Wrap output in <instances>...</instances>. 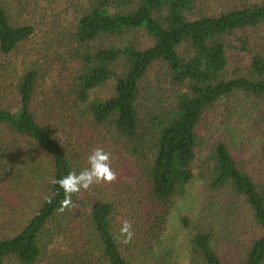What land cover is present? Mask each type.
<instances>
[{
  "label": "trees",
  "instance_id": "trees-1",
  "mask_svg": "<svg viewBox=\"0 0 264 264\" xmlns=\"http://www.w3.org/2000/svg\"><path fill=\"white\" fill-rule=\"evenodd\" d=\"M200 1L76 0L60 51L72 77L42 108L43 70L19 71L10 60L36 27L0 0V199L11 198L0 209V264H133L115 234L119 204L132 208L144 239H154L197 179L212 205L202 203L192 222L181 218L189 231L185 264H264V180L228 140L203 148L200 135L210 113L239 100L264 165V0L217 15L201 12ZM58 102L89 129L88 147L98 141L110 149L112 170L131 169L122 195L82 190L72 196L75 208L57 211L64 193L53 179L79 172L50 130ZM151 257L172 264L158 251Z\"/></svg>",
  "mask_w": 264,
  "mask_h": 264
},
{
  "label": "rangeland",
  "instance_id": "rangeland-1",
  "mask_svg": "<svg viewBox=\"0 0 264 264\" xmlns=\"http://www.w3.org/2000/svg\"><path fill=\"white\" fill-rule=\"evenodd\" d=\"M9 4L11 13L18 17L22 23H30L36 27V35L21 46L19 52L10 60L16 64L19 71L32 66L43 70L45 78L41 82L36 101L43 107L54 98L55 89L62 87V78L72 77L69 66L60 56L61 45L64 43L61 35L63 29H70L74 21V5L76 0H4ZM243 0H201L198 8L206 14L217 15L221 12L239 7ZM254 2L257 0H249ZM259 43L264 51V29H261ZM244 64L250 63V56L242 54ZM235 63L231 67L234 68ZM63 87L61 90L63 91ZM111 94V88L101 90V95L107 97ZM236 100L231 108L222 103L217 109L210 113L202 124L200 135L204 143L203 148H210V144L218 139L228 140L231 150L237 160L255 177L257 181L264 180V165L261 164L262 151L255 141L256 129L252 126L253 119L249 118L248 111L239 105ZM62 103L55 104L51 116L50 130L59 139L65 150L70 154L72 162L78 171L87 167V158L94 148L99 147L98 141L90 144L86 140L89 129L82 127V123L64 110ZM48 110L47 108L45 109ZM108 147V145H107ZM110 149L107 150L109 152ZM113 165V163H112ZM111 165V166H112ZM117 173V180L112 184H94L88 190L91 197L107 195L111 199L113 195H122L126 190L131 169L126 165L113 168ZM197 172V171H196ZM105 198V199H106ZM210 195L206 192L197 179L187 190L184 198H178L173 202L169 221L154 239H144L140 229L141 225L133 219L131 207L124 203L119 204V214L114 222L115 234L118 237L121 248L133 264H157L151 257V253L158 251L160 259H167L172 264H185L188 252L189 231L181 225V218L188 216L193 221V215L200 209L202 203H208ZM4 196L0 199V209L10 200ZM118 204V203H117ZM196 217V216H195ZM124 221L132 225L133 237L130 243H122L120 228ZM248 225H253L248 222ZM253 229L246 231L243 242L253 236ZM217 250L225 255L228 249L226 241L220 240ZM227 253V252H226ZM229 253V252H228ZM168 255V258H167Z\"/></svg>",
  "mask_w": 264,
  "mask_h": 264
},
{
  "label": "clouds",
  "instance_id": "clouds-1",
  "mask_svg": "<svg viewBox=\"0 0 264 264\" xmlns=\"http://www.w3.org/2000/svg\"><path fill=\"white\" fill-rule=\"evenodd\" d=\"M112 154L105 151L102 147L94 148L87 158V167L79 172L69 171L60 179H53L52 183L58 185L64 193V198L57 209L60 213L65 210H72L76 207L72 196L80 193L82 190L87 191L94 184H112L117 180V173L112 170ZM120 236L123 238L122 243L128 244L133 237L132 225L124 221L120 228Z\"/></svg>",
  "mask_w": 264,
  "mask_h": 264
}]
</instances>
